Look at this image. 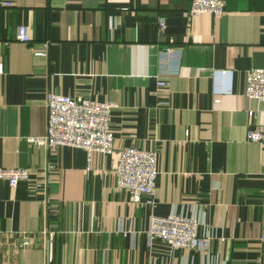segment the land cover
I'll return each instance as SVG.
<instances>
[{
    "label": "crops",
    "instance_id": "1",
    "mask_svg": "<svg viewBox=\"0 0 264 264\" xmlns=\"http://www.w3.org/2000/svg\"><path fill=\"white\" fill-rule=\"evenodd\" d=\"M223 1L190 16L192 0H0V168L29 171L0 180V264H264V144L246 139L264 110L245 96L264 69V0ZM50 93L113 103V154L29 143ZM126 147L156 153L152 205L116 186ZM170 214L198 219L209 248L150 240Z\"/></svg>",
    "mask_w": 264,
    "mask_h": 264
},
{
    "label": "built area",
    "instance_id": "2",
    "mask_svg": "<svg viewBox=\"0 0 264 264\" xmlns=\"http://www.w3.org/2000/svg\"><path fill=\"white\" fill-rule=\"evenodd\" d=\"M11 6V3H4ZM190 16L210 14L221 16L225 13L223 0H192ZM163 19L159 18V26L163 27ZM16 40L28 44L29 32L26 26L17 29ZM37 55H43L38 53ZM160 86L164 83L160 82ZM245 96L263 104L264 110V69L250 70L245 78ZM113 103H97L81 97L71 98L50 93L46 101V133L42 137L30 138L32 145L40 146L48 151L60 147L82 149L87 152L111 156L114 152V139L110 131ZM246 139L253 143L264 144V126L251 129ZM88 169L90 160L88 159ZM111 169L116 175V186L127 191L129 202L134 205L147 197L146 203L153 204L155 197V181L158 176L157 156L154 151L133 147L122 148ZM29 179V171L21 168H0V180L12 188L19 182ZM200 221L194 217L170 214L165 217L152 216L147 229V237L159 239L172 249L207 250L212 238L207 233H198ZM48 241L53 234L45 233ZM30 244L29 237H23L21 247Z\"/></svg>",
    "mask_w": 264,
    "mask_h": 264
}]
</instances>
